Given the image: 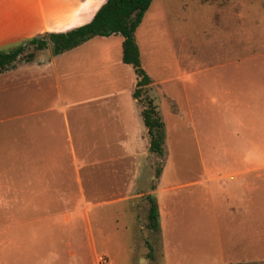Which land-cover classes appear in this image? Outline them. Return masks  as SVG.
Segmentation results:
<instances>
[{
  "label": "rangeland",
  "instance_id": "1",
  "mask_svg": "<svg viewBox=\"0 0 264 264\" xmlns=\"http://www.w3.org/2000/svg\"><path fill=\"white\" fill-rule=\"evenodd\" d=\"M135 38L163 159L120 35L0 74V264H264V0H153Z\"/></svg>",
  "mask_w": 264,
  "mask_h": 264
},
{
  "label": "trees",
  "instance_id": "2",
  "mask_svg": "<svg viewBox=\"0 0 264 264\" xmlns=\"http://www.w3.org/2000/svg\"><path fill=\"white\" fill-rule=\"evenodd\" d=\"M152 1L106 0L86 24L64 32L40 33L7 51H0V74L15 67L17 63H32L37 54L47 48L51 49L53 56H58L81 46L91 38L120 35L122 37L121 61L133 68L137 78L136 88L131 96L142 106L140 115L149 137V151L163 159L165 157L164 123L154 101L146 95V89L152 83V80L142 68L140 51L135 38L136 30ZM160 174L161 169H157L155 172L156 178ZM147 199L150 204V216L152 220L157 219L158 212L155 198L147 196ZM151 227L156 231L158 225L151 223Z\"/></svg>",
  "mask_w": 264,
  "mask_h": 264
},
{
  "label": "crops",
  "instance_id": "3",
  "mask_svg": "<svg viewBox=\"0 0 264 264\" xmlns=\"http://www.w3.org/2000/svg\"><path fill=\"white\" fill-rule=\"evenodd\" d=\"M105 1L106 0H0V51H7L22 41L36 37L40 33L64 32L86 24L93 18L95 12ZM47 49L50 51L47 59L38 60L36 58L32 63L20 62L4 73H6L8 77L15 78L22 67L34 65L36 67L48 68L49 66H53L55 58L59 55L53 56L51 54V49ZM233 176L234 178L241 177L242 187L245 189L246 170L239 169L236 176V170L232 169L226 173L225 178H229V181H231ZM226 185H223V188H225ZM229 187L230 185L227 188L229 189ZM81 209H86V206L84 204H79V210ZM70 216V213L62 216V220L70 224Z\"/></svg>",
  "mask_w": 264,
  "mask_h": 264
},
{
  "label": "water",
  "instance_id": "4",
  "mask_svg": "<svg viewBox=\"0 0 264 264\" xmlns=\"http://www.w3.org/2000/svg\"><path fill=\"white\" fill-rule=\"evenodd\" d=\"M152 224L155 225L156 224V219L152 220Z\"/></svg>",
  "mask_w": 264,
  "mask_h": 264
}]
</instances>
